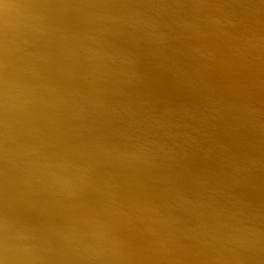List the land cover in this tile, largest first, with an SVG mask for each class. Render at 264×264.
I'll list each match as a JSON object with an SVG mask.
<instances>
[{
	"label": "bare ground",
	"instance_id": "obj_1",
	"mask_svg": "<svg viewBox=\"0 0 264 264\" xmlns=\"http://www.w3.org/2000/svg\"><path fill=\"white\" fill-rule=\"evenodd\" d=\"M0 264H264V0H0Z\"/></svg>",
	"mask_w": 264,
	"mask_h": 264
}]
</instances>
